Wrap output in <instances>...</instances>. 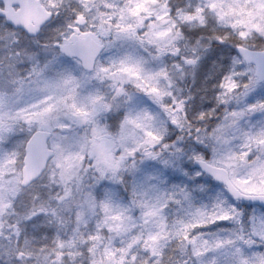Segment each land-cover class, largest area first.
I'll use <instances>...</instances> for the list:
<instances>
[{"label":"snow or ice","instance_id":"1","mask_svg":"<svg viewBox=\"0 0 264 264\" xmlns=\"http://www.w3.org/2000/svg\"><path fill=\"white\" fill-rule=\"evenodd\" d=\"M0 264H264V0H0Z\"/></svg>","mask_w":264,"mask_h":264}]
</instances>
